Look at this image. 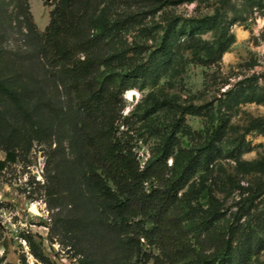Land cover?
I'll use <instances>...</instances> for the list:
<instances>
[{"label":"rangeland","instance_id":"374dc122","mask_svg":"<svg viewBox=\"0 0 264 264\" xmlns=\"http://www.w3.org/2000/svg\"><path fill=\"white\" fill-rule=\"evenodd\" d=\"M100 1L96 32L109 30L102 54L110 61L97 78L115 80L123 92V107L113 108L117 136L141 165L153 162L163 171L157 183L166 186L224 119L208 166L197 167L178 195L177 215L197 252L211 256L231 235L225 264H264V0ZM56 3L0 0V75L28 104L39 92L67 115L51 148L34 142L0 173V257L8 264L37 262L26 237L48 264L115 256L112 236L95 230L82 236L70 227L78 212L70 190L87 196L88 189L73 94L43 56ZM148 62L150 77L127 76ZM169 135L174 145L163 151ZM58 147L74 184L50 179L47 156ZM255 224L259 231L249 234ZM140 250L144 257L131 254L128 264H153L155 247L142 239Z\"/></svg>","mask_w":264,"mask_h":264},{"label":"trees","instance_id":"16d2710c","mask_svg":"<svg viewBox=\"0 0 264 264\" xmlns=\"http://www.w3.org/2000/svg\"><path fill=\"white\" fill-rule=\"evenodd\" d=\"M55 1L50 24L43 36V56L47 64L55 69L66 89L73 94L80 120L78 138L83 150V176L88 189L87 196L78 190H70V206L78 211L70 227L76 228L82 236L95 230L115 239H112L115 245L113 258L89 259L83 255L81 264H128L131 254L144 257L140 252L142 239L158 251L153 257V264L191 261L194 264H208L210 261L225 264L233 243L231 235V240L224 239L211 256H205L190 243L183 222L177 215L178 195L187 186L197 167L208 166L214 154L215 142L223 136L224 119L219 118L220 124L212 130L207 141L197 149V154L190 158L177 177L166 186L159 185L157 182L163 180V171L153 162L141 165L132 147L117 136V115L113 108L122 103L123 94L118 83L109 78H97L99 69L110 61L102 54L105 35L109 30L105 27L104 33L96 32L97 27L103 24L97 18L101 1ZM225 33L222 29L219 55L223 51L219 47ZM164 52L162 49L160 56ZM149 64L135 67L127 76L132 79L150 77ZM0 101L6 106L0 109V152L5 154V158L0 160L1 173L9 164L16 163L20 155L27 154L34 142L48 143L51 148L67 115L39 92H35L34 100L28 104L1 75ZM120 106L123 107L122 104ZM173 138L169 135L165 139L163 151L174 145ZM59 150V147L55 148L47 156V163H51L53 168L50 179L58 184L65 181L66 185L74 184V176L70 170L64 169V160L57 156ZM255 226L250 228L249 234L259 231V227ZM26 239L37 261L35 264H48L37 253L31 239ZM0 264L8 263L0 257ZM21 264L28 263L22 259Z\"/></svg>","mask_w":264,"mask_h":264},{"label":"bare ground","instance_id":"6f19581e","mask_svg":"<svg viewBox=\"0 0 264 264\" xmlns=\"http://www.w3.org/2000/svg\"><path fill=\"white\" fill-rule=\"evenodd\" d=\"M129 95H131V94H129Z\"/></svg>","mask_w":264,"mask_h":264}]
</instances>
